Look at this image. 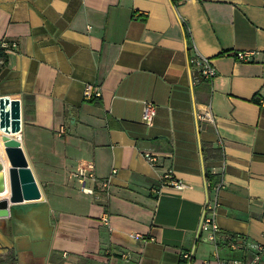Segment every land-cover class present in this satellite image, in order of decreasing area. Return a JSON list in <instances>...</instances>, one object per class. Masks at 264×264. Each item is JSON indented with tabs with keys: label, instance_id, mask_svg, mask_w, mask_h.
<instances>
[{
	"label": "crops",
	"instance_id": "0c3cea01",
	"mask_svg": "<svg viewBox=\"0 0 264 264\" xmlns=\"http://www.w3.org/2000/svg\"><path fill=\"white\" fill-rule=\"evenodd\" d=\"M5 38L17 47L0 96L22 101L43 198L0 218V264H182V252L214 264L198 235L208 202L222 233L264 244V0H0ZM195 50L213 59V83L193 82ZM88 84L102 89L93 102ZM208 103L216 122L200 127L196 104ZM80 161L95 163V195L72 178Z\"/></svg>",
	"mask_w": 264,
	"mask_h": 264
},
{
	"label": "built area",
	"instance_id": "2783aa9c",
	"mask_svg": "<svg viewBox=\"0 0 264 264\" xmlns=\"http://www.w3.org/2000/svg\"><path fill=\"white\" fill-rule=\"evenodd\" d=\"M0 47L6 52H10L17 47L16 42L2 39ZM236 59L240 62H252L256 52L252 51H238L234 54ZM189 67L192 75L193 82L208 81L212 82L218 75L217 69L214 66L213 59L202 56L196 50L195 53L189 58ZM102 96V89L100 85L88 84L84 91V98L86 100L98 99ZM157 115V106L152 102H146L142 112V122L151 126ZM196 119L198 125L201 127L203 124H211L216 122L213 107L211 103L208 104H196ZM145 158L153 165L158 162V155L153 152H146ZM72 178L79 181L81 189L84 193L89 195H95V190L88 184H97L96 166L94 162L80 161L76 170L72 173ZM164 182L167 184L175 185L179 189H183L185 184L177 181L173 178L172 172H168L164 176ZM223 184H219L222 187ZM102 187H108V183H102ZM1 200V198H0ZM216 204L209 203L204 209V213L199 225L198 235L199 237L205 236L206 242L210 243L215 248V264H264V244L252 242L248 237L237 234L222 233L219 225L215 219ZM105 222L109 224V220L106 218ZM137 239H144L140 234L132 236ZM226 246L231 251L241 252L243 257L241 258H222L219 255L220 247ZM194 253L182 252L181 260L184 264H192ZM123 259L127 262H131L129 254H124ZM204 264H209L205 262Z\"/></svg>",
	"mask_w": 264,
	"mask_h": 264
},
{
	"label": "water",
	"instance_id": "95a60500",
	"mask_svg": "<svg viewBox=\"0 0 264 264\" xmlns=\"http://www.w3.org/2000/svg\"><path fill=\"white\" fill-rule=\"evenodd\" d=\"M0 130L7 134L22 131V101L19 98L0 96ZM8 163L0 160V218L10 215V206L37 201L43 198L42 190L29 165L20 140L5 139Z\"/></svg>",
	"mask_w": 264,
	"mask_h": 264
},
{
	"label": "bare ground",
	"instance_id": "6f19581e",
	"mask_svg": "<svg viewBox=\"0 0 264 264\" xmlns=\"http://www.w3.org/2000/svg\"><path fill=\"white\" fill-rule=\"evenodd\" d=\"M10 138V139H16V140H20V136L19 133L18 134H7L6 132L0 130V160H5L8 163V159L6 156V152H5V139ZM9 195L5 194V195H0V198H8Z\"/></svg>",
	"mask_w": 264,
	"mask_h": 264
},
{
	"label": "trees",
	"instance_id": "16d2710c",
	"mask_svg": "<svg viewBox=\"0 0 264 264\" xmlns=\"http://www.w3.org/2000/svg\"><path fill=\"white\" fill-rule=\"evenodd\" d=\"M186 34L188 35V32H186ZM8 40V39H6ZM1 42V41H0ZM0 59L3 60V64L0 66V72L3 69L5 63L7 62V52L5 50H3L0 47ZM91 102H93L94 100H90ZM207 179L210 181L211 180V176L207 175ZM8 261H17V254L12 253L9 258ZM83 264H98L97 262H93L92 260H84ZM182 264H184V262H182Z\"/></svg>",
	"mask_w": 264,
	"mask_h": 264
},
{
	"label": "rangeland",
	"instance_id": "374dc122",
	"mask_svg": "<svg viewBox=\"0 0 264 264\" xmlns=\"http://www.w3.org/2000/svg\"><path fill=\"white\" fill-rule=\"evenodd\" d=\"M204 247L206 248V249H205V253H206V255H208L210 259H211V258H214V252H215V250H214V248L212 247V245H211L210 243L206 242V243H204ZM10 254H11V253H10ZM212 260H213V259H212ZM212 263L215 264V262H212ZM194 264H197V263H194Z\"/></svg>",
	"mask_w": 264,
	"mask_h": 264
}]
</instances>
